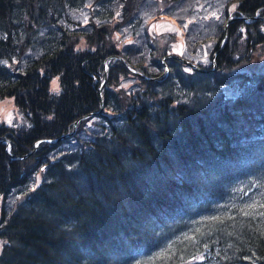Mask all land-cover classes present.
I'll list each match as a JSON object with an SVG mask.
<instances>
[{
  "label": "trees",
  "instance_id": "1",
  "mask_svg": "<svg viewBox=\"0 0 264 264\" xmlns=\"http://www.w3.org/2000/svg\"><path fill=\"white\" fill-rule=\"evenodd\" d=\"M5 97L0 264H264V0H0Z\"/></svg>",
  "mask_w": 264,
  "mask_h": 264
},
{
  "label": "rangeland",
  "instance_id": "2",
  "mask_svg": "<svg viewBox=\"0 0 264 264\" xmlns=\"http://www.w3.org/2000/svg\"><path fill=\"white\" fill-rule=\"evenodd\" d=\"M181 22V21H180ZM197 25H194L192 28L199 30L201 27H196ZM206 26L203 24V27ZM188 25L185 23V21H182L181 24L177 23V21L173 18L165 17L161 19H156L151 22H149L147 30L148 33L151 35L155 34H161V33H173L175 35V42L171 46V53H176L182 57H184L186 52V46H185V32H187ZM206 28H204L205 30ZM189 30V29H188ZM207 30L204 31L206 33ZM208 32V31H207ZM128 33V31H125V35ZM211 33V32H210ZM128 42H131L130 40H126ZM200 48L197 49L196 55L200 57V61L203 66L208 67L210 65V53L212 52L211 48H213L211 42H203L199 43ZM198 44V45H199ZM185 71H190V68L183 66ZM123 87H129L132 83L130 80L123 81L121 83ZM50 92L56 93L59 92V83L58 78L54 77L51 79ZM232 93H229V96H232ZM4 123L6 125H11L13 123L17 125H22L23 120L22 116H20L16 110V105L14 102L13 97H5L0 100V124ZM33 183L32 180H30L27 184L30 186ZM27 191V189L22 190ZM20 200V198H18Z\"/></svg>",
  "mask_w": 264,
  "mask_h": 264
},
{
  "label": "water",
  "instance_id": "3",
  "mask_svg": "<svg viewBox=\"0 0 264 264\" xmlns=\"http://www.w3.org/2000/svg\"><path fill=\"white\" fill-rule=\"evenodd\" d=\"M256 18H258V17H257V16L251 17V19H256ZM236 20H242V21L246 22V21H248V18H246V17H242V16H230V17L224 22L223 27H222V30H223V37H222V41H221V46H220V48L216 51V53L221 49V47H222V45H223V42H224V40H225V38H226V29H227L228 24L231 23V22H233V21H236ZM213 57H214V55H213ZM213 57L211 58L212 61H213V59H214ZM115 58L121 60L125 65H127L121 57L116 56ZM167 58H172V59L178 60V61L182 62L183 64L188 65L191 69L196 70V71H200V72H203V73H207V72L213 71V70L215 69V66H214V65H213V66H214L213 69H211V70L201 69V68H199L198 66H196L194 63L187 61V60L184 59L182 56H180V55H178V54H176V53H169V54H167V55L164 57V59H167ZM164 59H163V60H164ZM129 69H130V70L132 71V73H134L136 76L141 77V78H143V79H146V80H148V81L153 80V79H158V77H155V78H153V79H152L151 77H146V76L143 75L142 73H140V72H138V71H135V70H133L132 68H129ZM166 73H167V68L165 67V72H164V74H162V75H165ZM105 76H106V73H105V75H104V79H105ZM160 76H161V75H160ZM103 82H104V81H103ZM103 82H102L101 86L99 87V91H100V92H101V88H102V86H103ZM101 110H102V104H101L100 109H99L97 112H93V113H90V114H88V115H86V116H82L81 118H79V119L75 122L74 125H76V123H77L80 119H82V118H84V117H87V116L96 115V114L100 113ZM73 132H74V131H73ZM73 132H72V133H69V134H67V135L62 136V137H60V138L54 140L53 142H54V143H57V142H59L60 140H62L63 138H65V137H67V136H71V135L73 134ZM8 147H9V146H8V144H7V152H8ZM11 157H12V158H15V159H19V158H20V157H14V156H11Z\"/></svg>",
  "mask_w": 264,
  "mask_h": 264
},
{
  "label": "bare ground",
  "instance_id": "4",
  "mask_svg": "<svg viewBox=\"0 0 264 264\" xmlns=\"http://www.w3.org/2000/svg\"><path fill=\"white\" fill-rule=\"evenodd\" d=\"M83 119V118H82ZM86 119V118H85ZM75 129V128H74Z\"/></svg>",
  "mask_w": 264,
  "mask_h": 264
}]
</instances>
